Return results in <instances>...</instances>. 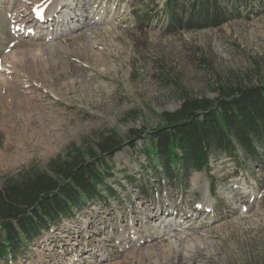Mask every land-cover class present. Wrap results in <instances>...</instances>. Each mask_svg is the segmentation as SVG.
<instances>
[{"label": "rangeland", "instance_id": "374dc122", "mask_svg": "<svg viewBox=\"0 0 264 264\" xmlns=\"http://www.w3.org/2000/svg\"><path fill=\"white\" fill-rule=\"evenodd\" d=\"M61 1L0 0V185L55 161L96 159L113 137L121 147L101 158L117 174L106 181L116 196L87 203L14 264H264V148L241 169L213 160L211 175L182 185L161 181L145 153L186 98L264 84V0H220L218 25L193 20L175 33L165 0H65L38 27L29 9ZM170 248L185 262L171 261Z\"/></svg>", "mask_w": 264, "mask_h": 264}, {"label": "trees", "instance_id": "16d2710c", "mask_svg": "<svg viewBox=\"0 0 264 264\" xmlns=\"http://www.w3.org/2000/svg\"><path fill=\"white\" fill-rule=\"evenodd\" d=\"M219 3L165 0L161 13L167 32L175 33L193 20L200 28L215 27L221 15ZM162 119L163 126L149 134L152 144L145 151L161 181L182 185L195 173L211 175L212 161L223 157L241 169L249 158L259 161L264 148V84L228 86L216 100L186 98L178 111L165 113ZM121 145V140L106 138L96 159L55 161L48 171L29 170L0 185V264L27 260L24 252L59 230L64 219L91 201L115 197L106 181L117 174L101 157ZM127 182L134 181L127 178Z\"/></svg>", "mask_w": 264, "mask_h": 264}, {"label": "bare ground", "instance_id": "6f19581e", "mask_svg": "<svg viewBox=\"0 0 264 264\" xmlns=\"http://www.w3.org/2000/svg\"><path fill=\"white\" fill-rule=\"evenodd\" d=\"M63 2H65V0H62L61 2H59L58 5H57V7H56L55 9L53 8L54 10L50 8V10H45V9H44L43 11H40V10H35V9L31 8V9H29V11L32 10L31 12H33V16L35 15V12L49 13V14H45V15H47V16L54 15V14L57 15V14L60 12V9H61V8L63 9V6H64V5L62 6V3H63ZM55 4H57V3H55ZM59 5H60V7H59ZM54 7H55V6H54ZM29 11H28V12H29ZM28 12H27V13H28ZM56 17H57V16H56ZM53 19H54V18H53ZM56 21H57V20H56ZM50 22H51V21H50ZM50 25H51V24H50ZM22 26H23V25H22ZM20 27H21V25H20V26H17V28H20ZM27 28H28V27H27ZM44 28H45V27H44ZM19 30L22 31V30H24V28L21 27ZM23 35H24V37H26V36L30 37V35H32V31H28V32L24 33ZM31 39H32V40H31ZM31 39H30V40L33 41V42L36 41L34 38H31ZM48 41H50V40H48V38H47V42H48ZM39 46H40V45H39ZM41 47H42V46H41ZM41 47H39V48L41 49ZM42 48H44V46H43ZM32 52L34 53L33 50H32ZM35 52H36V51H35ZM34 56H35V55H34ZM36 57H37V56H36ZM40 57H41V56H40ZM40 59H41V58H40ZM23 60H24V59H23ZM55 63H56V62H55ZM28 64H29V63H28ZM39 64L41 65V67H39ZM51 64H52V63H51ZM45 65H46V64L44 63V61L40 62V60H39V58H38V67L36 66V67H37V70L39 71L38 68H40V69L43 70V71L47 70V69L49 68V66H48V65L45 66ZM29 67H30V66H29ZM1 69H2V68H1ZM48 79H49V78H48ZM8 87H9V86H8ZM10 91H11V90H10ZM8 98L10 99V98H13V97L10 96V97H8ZM14 98H15V97H14ZM5 100H7V99H5ZM9 101H10V100H9ZM9 101H8V102L5 101V105L8 106V107L11 106V105L9 104ZM11 101H12V99H11ZM11 101H10V102H11ZM22 101H23V100H22ZM22 101H21V100H20V101L18 100V103H19V104H22ZM28 102H29V101H28ZM14 104H16V103H15V101L13 100V105H14ZM19 104H18V105H19ZM2 105H3V103H2ZM23 107H24V106H23ZM26 107H27V106H26ZM44 113H45V112H44ZM164 234H165V236L168 235V234H172V231L168 230V231H166V233H164ZM196 244H197V243L192 242V244H189V243H188V244L185 245V247H184V249H183V250H184V256H185V257H190V256L192 257V253H193V251H194V249H195V246H194V245H196ZM175 245H178V244H175ZM186 248L189 249V251H188V250L186 251ZM171 249H172V248L169 249V258L171 259V261H172V260H177V259H178L179 261H180L181 259L184 261V260L186 259V258L183 257V255H182V254H183L182 250H181V251H171ZM171 261H170V262H171ZM184 262H185V261H184Z\"/></svg>", "mask_w": 264, "mask_h": 264}]
</instances>
